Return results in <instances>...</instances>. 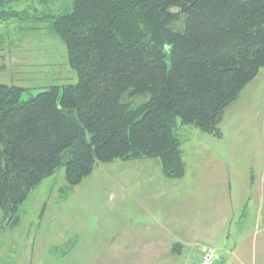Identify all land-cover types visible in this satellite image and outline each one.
Listing matches in <instances>:
<instances>
[{"label":"trees","instance_id":"obj_1","mask_svg":"<svg viewBox=\"0 0 264 264\" xmlns=\"http://www.w3.org/2000/svg\"><path fill=\"white\" fill-rule=\"evenodd\" d=\"M12 2L0 0V19L20 12L7 11ZM48 16L79 79L27 98V87L0 83V209L11 228L61 166L69 190L98 161L157 158L166 177L183 178L180 125L222 137L226 109L264 68V0H74Z\"/></svg>","mask_w":264,"mask_h":264},{"label":"rangeland","instance_id":"obj_2","mask_svg":"<svg viewBox=\"0 0 264 264\" xmlns=\"http://www.w3.org/2000/svg\"><path fill=\"white\" fill-rule=\"evenodd\" d=\"M73 2L14 0L6 7L20 12L0 19V83L27 87L24 98L77 83L66 44L48 16ZM225 112L222 137L180 125L187 170L180 179L166 177L157 158L117 159L96 162L69 190L61 166L20 204L15 227L1 221L0 209V264H133L135 246L161 232L160 225L167 251L153 254L152 264H197L208 246L219 264H236L224 248L234 250L241 233L255 232L259 196L249 182L252 174L258 183L264 175V68ZM228 181L233 198L226 223ZM141 253L140 264H146Z\"/></svg>","mask_w":264,"mask_h":264},{"label":"crops","instance_id":"obj_3","mask_svg":"<svg viewBox=\"0 0 264 264\" xmlns=\"http://www.w3.org/2000/svg\"><path fill=\"white\" fill-rule=\"evenodd\" d=\"M225 114L223 119H225ZM224 189L226 190L225 192H227L226 197H224L225 199L224 206L226 208L225 211H227V216H224L225 218L224 220L226 223H229L231 222L232 219L230 204L232 202L231 198H233V194H232L233 187L231 186V184H229V181L225 185ZM249 189L250 191L254 190L258 192L257 194L259 196V206L257 209V213L255 216H253L256 222L255 232L253 231V233L251 232L248 234H246V232L245 234L241 233L237 237V239H235L237 240L236 242L238 244L235 245L234 250H231L227 246H225L224 254L233 256L235 258L236 264H264V175L261 174L260 182L258 183V177L252 174L249 182ZM242 205H244L243 209H245L244 211L246 212L247 204L243 203ZM233 221L234 220H232V222ZM246 222L247 220L245 221V223ZM159 227L161 229V232L157 231L155 235H152V238L143 240V242L140 243L138 247L135 246V248L137 249L135 253L139 252L140 254V252H142L141 256H145L146 264L148 263L152 264L151 257L153 254L162 255L165 254L167 251V246H168L167 233L163 234L162 225H160ZM164 228L166 229V226ZM227 241L229 242V238ZM139 254H133L135 258L133 259L134 262L133 264H140L142 262L141 259H138Z\"/></svg>","mask_w":264,"mask_h":264},{"label":"built area","instance_id":"obj_4","mask_svg":"<svg viewBox=\"0 0 264 264\" xmlns=\"http://www.w3.org/2000/svg\"><path fill=\"white\" fill-rule=\"evenodd\" d=\"M218 254L213 247H205L202 250V255L200 256L197 264H217Z\"/></svg>","mask_w":264,"mask_h":264}]
</instances>
